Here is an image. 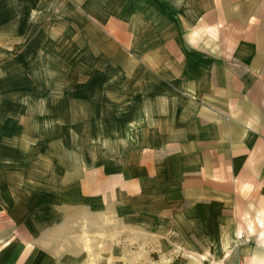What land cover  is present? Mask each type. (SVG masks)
<instances>
[{
    "label": "crops",
    "instance_id": "crops-1",
    "mask_svg": "<svg viewBox=\"0 0 264 264\" xmlns=\"http://www.w3.org/2000/svg\"><path fill=\"white\" fill-rule=\"evenodd\" d=\"M92 217L264 264V0H0V264H90Z\"/></svg>",
    "mask_w": 264,
    "mask_h": 264
},
{
    "label": "rangeland",
    "instance_id": "rangeland-1",
    "mask_svg": "<svg viewBox=\"0 0 264 264\" xmlns=\"http://www.w3.org/2000/svg\"><path fill=\"white\" fill-rule=\"evenodd\" d=\"M73 214L74 216L76 215V213ZM98 220L95 217L89 218V228H102V224L105 223V226H103L105 228L104 232L90 231L85 233L79 232L67 234V232H64V227L67 224L62 223L61 227L58 226V228L61 229H58V231L56 232L57 240H62L63 238L68 236L67 240H73V247H76V244L82 242L83 240V242L85 243H83L84 251L88 255L90 264H125L123 263V259H125L129 255H133L132 253L134 252L137 253V251L134 248H130L127 240L121 238L120 242V239L116 238L118 237V234H114L113 232H111L112 227L110 219L107 220L105 218L102 219V221ZM124 235L125 234H122V236ZM135 256L137 259V254ZM139 256H142V254H138V257Z\"/></svg>",
    "mask_w": 264,
    "mask_h": 264
}]
</instances>
